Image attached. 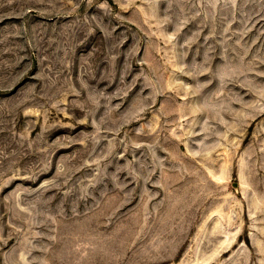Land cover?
Here are the masks:
<instances>
[{"label":"rangeland","instance_id":"1","mask_svg":"<svg viewBox=\"0 0 264 264\" xmlns=\"http://www.w3.org/2000/svg\"><path fill=\"white\" fill-rule=\"evenodd\" d=\"M0 264H264V0H0Z\"/></svg>","mask_w":264,"mask_h":264},{"label":"bare ground","instance_id":"2","mask_svg":"<svg viewBox=\"0 0 264 264\" xmlns=\"http://www.w3.org/2000/svg\"><path fill=\"white\" fill-rule=\"evenodd\" d=\"M227 248V247H226ZM225 251V250H224Z\"/></svg>","mask_w":264,"mask_h":264}]
</instances>
